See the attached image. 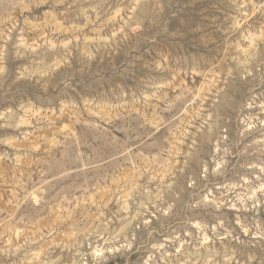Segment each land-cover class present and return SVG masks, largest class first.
<instances>
[{
    "label": "rangeland",
    "instance_id": "1",
    "mask_svg": "<svg viewBox=\"0 0 264 264\" xmlns=\"http://www.w3.org/2000/svg\"><path fill=\"white\" fill-rule=\"evenodd\" d=\"M0 264H264V0H0Z\"/></svg>",
    "mask_w": 264,
    "mask_h": 264
}]
</instances>
